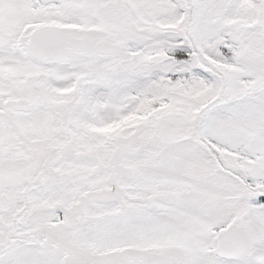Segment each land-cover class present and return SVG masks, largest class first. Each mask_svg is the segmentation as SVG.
<instances>
[{"label":"snow or ice","instance_id":"6c2138e0","mask_svg":"<svg viewBox=\"0 0 264 264\" xmlns=\"http://www.w3.org/2000/svg\"><path fill=\"white\" fill-rule=\"evenodd\" d=\"M0 264H264V0H0Z\"/></svg>","mask_w":264,"mask_h":264}]
</instances>
